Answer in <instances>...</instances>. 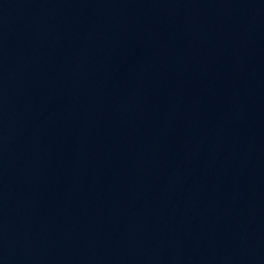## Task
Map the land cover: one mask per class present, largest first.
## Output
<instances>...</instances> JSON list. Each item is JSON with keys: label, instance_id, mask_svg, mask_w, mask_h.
I'll return each instance as SVG.
<instances>
[{"label": "water", "instance_id": "1", "mask_svg": "<svg viewBox=\"0 0 264 264\" xmlns=\"http://www.w3.org/2000/svg\"><path fill=\"white\" fill-rule=\"evenodd\" d=\"M0 264H264V0H0Z\"/></svg>", "mask_w": 264, "mask_h": 264}]
</instances>
